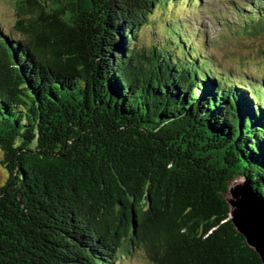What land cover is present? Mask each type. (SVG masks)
Listing matches in <instances>:
<instances>
[{
  "label": "trees",
  "instance_id": "trees-1",
  "mask_svg": "<svg viewBox=\"0 0 264 264\" xmlns=\"http://www.w3.org/2000/svg\"><path fill=\"white\" fill-rule=\"evenodd\" d=\"M175 1H18L19 37L0 31V264H118L135 250L151 264H262L224 197L242 178L264 208V79L234 80L187 40V17L138 47ZM247 4L243 35L264 32V1Z\"/></svg>",
  "mask_w": 264,
  "mask_h": 264
},
{
  "label": "rangeland",
  "instance_id": "rangeland-1",
  "mask_svg": "<svg viewBox=\"0 0 264 264\" xmlns=\"http://www.w3.org/2000/svg\"><path fill=\"white\" fill-rule=\"evenodd\" d=\"M19 0H0V31L4 33L11 30L13 36L18 38L15 29L16 21L27 17L18 9ZM264 0H187L175 1L174 4L166 7L165 12L160 9L155 10L146 24L138 34V47L147 46L152 38L158 37L163 27H168L169 21L182 20L187 17L188 24L191 25V32L186 34L187 40L199 43L205 52L215 56L217 64L224 69H229L233 78L239 83L247 84L264 79V32L249 33L243 35L245 26L250 28V24H244V20L238 17L239 6L247 3H255ZM250 8V5H246ZM240 20V21H239ZM186 27L185 23L182 22ZM179 27L181 22L171 27L168 36L184 51L178 44ZM243 35V36H242ZM184 40V38H183ZM187 43V47H188ZM201 45V46H200ZM208 53V54H210ZM211 61V60H209ZM207 60L201 61L206 65ZM211 63V62H210ZM225 73H229L225 70ZM1 157V155H0ZM5 181V173L0 167V186ZM118 264H151L141 250H135L130 256L124 257Z\"/></svg>",
  "mask_w": 264,
  "mask_h": 264
},
{
  "label": "water",
  "instance_id": "water-1",
  "mask_svg": "<svg viewBox=\"0 0 264 264\" xmlns=\"http://www.w3.org/2000/svg\"><path fill=\"white\" fill-rule=\"evenodd\" d=\"M241 181L246 185L245 199L238 186ZM224 199L228 205V217L231 223L244 237L247 246L259 255L264 264V208L252 194L249 184L242 178L229 183Z\"/></svg>",
  "mask_w": 264,
  "mask_h": 264
},
{
  "label": "bare ground",
  "instance_id": "bare-ground-1",
  "mask_svg": "<svg viewBox=\"0 0 264 264\" xmlns=\"http://www.w3.org/2000/svg\"><path fill=\"white\" fill-rule=\"evenodd\" d=\"M240 184H242V186H240ZM238 186L240 187V189H241V191H242V193H243V194H241V195H243V197H244L243 199H245V197H246V196H244V194H246V193H245V192H246V187H245L246 185H245V183L243 184V181H241V183H239ZM238 193H239V192H238ZM239 195H240V194H239ZM256 206H257V205H256ZM254 207H255V206H254Z\"/></svg>",
  "mask_w": 264,
  "mask_h": 264
}]
</instances>
